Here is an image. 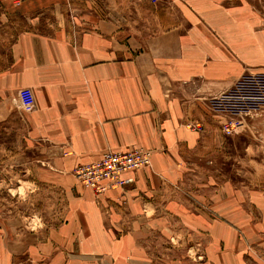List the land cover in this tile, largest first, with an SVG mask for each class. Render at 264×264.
Instances as JSON below:
<instances>
[{
  "label": "crops",
  "instance_id": "0c3cea01",
  "mask_svg": "<svg viewBox=\"0 0 264 264\" xmlns=\"http://www.w3.org/2000/svg\"><path fill=\"white\" fill-rule=\"evenodd\" d=\"M0 1L20 16L71 6ZM155 1L146 35L126 32L117 16L93 17L77 34L26 31L11 44L0 126L25 118V148L39 152L37 166L63 188L64 203L47 236L2 218L8 263L264 264V200L251 201L258 218L249 223L240 191L224 198L223 189L215 203L212 185L191 184L199 117L264 77V0ZM133 148L151 152L150 166L123 173L132 181L121 187L95 195L72 175Z\"/></svg>",
  "mask_w": 264,
  "mask_h": 264
},
{
  "label": "rangeland",
  "instance_id": "374dc122",
  "mask_svg": "<svg viewBox=\"0 0 264 264\" xmlns=\"http://www.w3.org/2000/svg\"><path fill=\"white\" fill-rule=\"evenodd\" d=\"M142 1L70 0L71 6L42 9L31 16L6 11L0 1V70L9 64L11 44L20 32L49 34L67 28V34H77L89 28L94 18L117 16L126 32L146 35L155 30L158 14L155 0ZM83 17L89 19L83 23ZM260 79L257 87L243 82L222 107L213 104V111L199 117L202 140L194 157L196 177L191 181L194 186L204 180L212 185L215 203L221 200L219 192L223 189L227 195L224 198L240 191L241 197H246L248 208L241 209L246 211L249 223L258 218L251 201L264 200V77ZM217 108L223 113L216 112ZM230 122L234 126L228 133L224 128ZM26 129L25 118L21 116L0 126V221L5 217L6 222L25 225L27 230L42 229L47 236L52 231L48 229L61 218L63 188L49 182L40 172L39 152L24 145ZM229 216L232 219L234 215ZM5 257L0 246V264H13L5 261Z\"/></svg>",
  "mask_w": 264,
  "mask_h": 264
},
{
  "label": "built area",
  "instance_id": "2783aa9c",
  "mask_svg": "<svg viewBox=\"0 0 264 264\" xmlns=\"http://www.w3.org/2000/svg\"><path fill=\"white\" fill-rule=\"evenodd\" d=\"M233 126L230 122L224 131L229 133ZM150 157V151L143 148H133L125 152L108 151L91 163L77 165L72 175L78 183L95 195H102L112 187H121L131 182V179H121V175L149 167Z\"/></svg>",
  "mask_w": 264,
  "mask_h": 264
}]
</instances>
